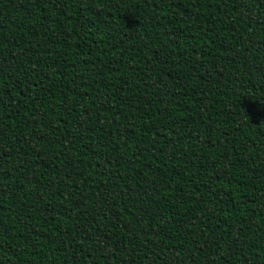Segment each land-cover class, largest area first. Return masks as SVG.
<instances>
[{
  "label": "trees",
  "instance_id": "1",
  "mask_svg": "<svg viewBox=\"0 0 264 264\" xmlns=\"http://www.w3.org/2000/svg\"><path fill=\"white\" fill-rule=\"evenodd\" d=\"M0 264H264V0H0Z\"/></svg>",
  "mask_w": 264,
  "mask_h": 264
}]
</instances>
